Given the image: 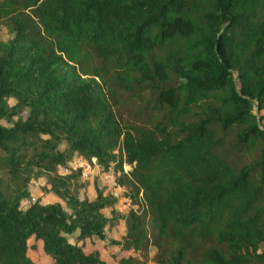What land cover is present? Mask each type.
Here are the masks:
<instances>
[{"label":"trees","instance_id":"obj_1","mask_svg":"<svg viewBox=\"0 0 264 264\" xmlns=\"http://www.w3.org/2000/svg\"><path fill=\"white\" fill-rule=\"evenodd\" d=\"M1 26L0 264H105L119 220L117 264H264V0H0ZM41 178L64 205L22 207Z\"/></svg>","mask_w":264,"mask_h":264},{"label":"rangeland","instance_id":"obj_2","mask_svg":"<svg viewBox=\"0 0 264 264\" xmlns=\"http://www.w3.org/2000/svg\"><path fill=\"white\" fill-rule=\"evenodd\" d=\"M9 37L10 36L7 34L6 29L3 26H1L0 27V38L8 39ZM9 103L11 105H13L15 103V101L13 99H9ZM136 109H137V106L133 107V110H136ZM118 112L123 118L127 117V113L125 111L123 112V110H121V111L119 110ZM263 113H264V111H263ZM0 124L11 125V122L6 121V120H0ZM263 126H264V121H263ZM79 159L80 158H78L77 156L72 157L71 160L68 163H66V166H60L59 170L61 171V173H66V172H68L67 169L72 170L74 168H79L82 164V162ZM87 162L89 163V161H87ZM124 169L129 170L130 166L124 165ZM113 176L114 175L111 172H110V174L105 173V175H102L99 167L96 164L95 165L90 164V166L84 167V169L82 171V180H84L87 184L85 187L86 188L85 190L86 191L88 190L89 194L95 193V191H96L95 186L102 188V189L104 187H107L108 184L111 186V184H113V178H114ZM44 185H45V179L44 178H41L39 180H32L28 184L27 188H28V191L30 193V196L28 198H23L21 200V205L23 208H26L31 201H34L36 199H40L43 202H49V201L55 200L53 193H43L42 187ZM86 191L84 192V194L86 193ZM82 192H83V190L81 189L80 193H82ZM106 192H107V190H106ZM109 193H110V191H109ZM121 193H123V191ZM119 196H118L119 202L117 204L119 209H121L125 212V211L129 210L131 207L137 208V205H132L129 200H126V199L124 200V197L122 194L120 195V193H119ZM62 203L64 205L63 201H62ZM122 228L123 227L121 225L116 226V230L114 231L113 235L115 237H119L120 233L122 232ZM29 242H36V241L30 239ZM110 246L111 245L105 246L101 242H97L95 245L92 246L87 241V244H86L84 249L86 251H89L93 247H99V249L102 250V253H103L105 259H108L110 264H117L115 259H114V261H111L110 258L107 256L108 250H109V248H111ZM151 249H153V247H150L148 255H149V253L151 254V252H150ZM260 249L264 250V244H262L260 246ZM27 253L30 256V258L34 261L35 264H51L52 263V259L47 254H45L43 252L42 247H41V243L39 241L36 242V247L28 249Z\"/></svg>","mask_w":264,"mask_h":264},{"label":"crops","instance_id":"obj_3","mask_svg":"<svg viewBox=\"0 0 264 264\" xmlns=\"http://www.w3.org/2000/svg\"><path fill=\"white\" fill-rule=\"evenodd\" d=\"M81 162H82V164H81V169L83 168L84 169V167H86V166H90V164L91 165H95L96 163H95V161H92L91 163L89 162H87L86 160H83V159H79ZM85 161V162H84ZM80 162V163H81ZM83 169H82V171H83ZM68 171H70L69 169H68ZM61 172V171H60ZM105 173L107 174V173H109L110 174V172H101V174L102 175H105ZM114 177V176H113ZM113 180H114V178H113ZM110 187V185L108 184V186L107 187H104V190H103V193L104 194H106V193H109V188ZM106 190H107V192H106ZM86 190H84L83 191V194H84V192H85ZM51 193V192H50ZM85 195L88 197V198H90V199H92V198H94L95 197V195H96V191H95V193H93V194H89V192H88V190L86 191V193H85ZM54 197H55V200H52V201H49V202H60L62 205H63V203H62V201L57 197V196H55L54 195ZM126 198H124V200H125ZM127 200V199H126ZM43 202V201H42ZM118 202L119 201H117V203L115 204V206H114V208H115V210H117L118 212H121V213H124V211L123 210H121V209H119L118 208V206H117V204H118ZM43 203H47V202H43ZM102 212L106 215V216H110L111 215V208H104L103 210H102ZM126 212V211H125ZM118 225H121L123 228H122V232L120 233V235H119V237H115L114 235H113V233H114V231L116 230V226H118ZM106 240L105 241H97V242H101L103 245H105V246H107V245H110V244H108L107 242H108V240L109 239H114V240H120L121 239V237H122V235L124 234V221H122V220H119V221H117L115 224H113L112 226H110V227H107L106 228ZM89 242V241H88ZM96 242V243H97ZM95 243V244H96ZM86 244H87V241H86V243H85V246H86ZM94 244V245H95ZM92 245V244H91ZM93 246V245H92ZM111 248H109V250H108V253H107V256L110 258V260L111 261H114V259L111 257V253H117V252H119V248L116 246V245H111L110 246ZM85 248V247H84ZM92 249H97L99 252H100V257H101V259L105 262V264H110V262H109V260L108 259H105V257H104V255H103V253H102V250H100L99 249V247H93ZM91 249V250H92ZM85 250V249H84ZM86 251V250H85ZM90 251V250H89ZM151 254L149 253V258H148V260H147V262L145 263V264H156L155 262H153L152 260H151V258H152V254H153V250L151 249Z\"/></svg>","mask_w":264,"mask_h":264},{"label":"built area","instance_id":"obj_4","mask_svg":"<svg viewBox=\"0 0 264 264\" xmlns=\"http://www.w3.org/2000/svg\"><path fill=\"white\" fill-rule=\"evenodd\" d=\"M92 161H95L94 159H92ZM110 189V193L114 196V197H118L119 193L120 195L122 194L121 192L123 191V188L119 185H117L115 183V181L113 180V184H111V186L109 187ZM112 190V191H111ZM121 191V192H120ZM120 197V196H119ZM118 197V198H119Z\"/></svg>","mask_w":264,"mask_h":264}]
</instances>
